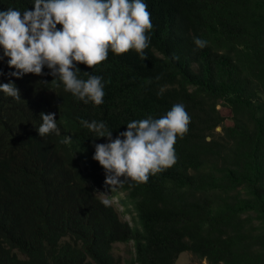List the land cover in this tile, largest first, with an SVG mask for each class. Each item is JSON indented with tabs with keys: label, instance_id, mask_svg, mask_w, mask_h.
Wrapping results in <instances>:
<instances>
[{
	"label": "trees",
	"instance_id": "obj_1",
	"mask_svg": "<svg viewBox=\"0 0 264 264\" xmlns=\"http://www.w3.org/2000/svg\"><path fill=\"white\" fill-rule=\"evenodd\" d=\"M145 2V57L110 50L99 65L78 64L102 76L100 105L76 99L46 66L11 76L0 49V83L21 97L0 92V264H122L113 247L129 242L128 264H176L184 251L207 264H264V0ZM32 3L0 0V10ZM176 103L190 122L174 164L147 182L106 185L92 157L93 140H107L81 121H104L115 138ZM42 112L56 113L58 132L38 134ZM100 191L118 197L132 224Z\"/></svg>",
	"mask_w": 264,
	"mask_h": 264
},
{
	"label": "clouds",
	"instance_id": "obj_2",
	"mask_svg": "<svg viewBox=\"0 0 264 264\" xmlns=\"http://www.w3.org/2000/svg\"><path fill=\"white\" fill-rule=\"evenodd\" d=\"M33 8L0 10V49L11 76L22 78L32 73H47L62 83L64 90L88 104H102L104 82L100 75L81 71L79 63L92 68L105 61L111 50L123 54L135 50L145 57L153 24L145 0H33ZM61 27H57V25ZM197 48L207 41L194 37ZM178 58V57H177ZM84 72L85 78L78 73ZM0 92L19 99L15 83H0ZM42 123L36 128L40 136L58 132L56 113H40ZM190 116L182 103L174 104L159 118L131 120L126 130L113 138L104 121L81 123L107 142L93 140V159L102 166L105 184L113 187L131 179L147 182L170 167L176 160L175 143L188 131ZM67 139H71L68 137ZM105 205L109 201H103Z\"/></svg>",
	"mask_w": 264,
	"mask_h": 264
},
{
	"label": "rangeland",
	"instance_id": "obj_3",
	"mask_svg": "<svg viewBox=\"0 0 264 264\" xmlns=\"http://www.w3.org/2000/svg\"><path fill=\"white\" fill-rule=\"evenodd\" d=\"M219 110L221 111L222 115L224 116L225 120L224 123L226 125H231V111L228 107L223 105H218ZM217 131L220 130V127L216 128ZM77 146V145H76ZM75 155V154H74ZM108 193H104L102 191L99 192V195L103 198L109 199L112 203L115 204L119 211V215L122 219L129 221L132 224L131 214L124 213L122 205L118 202L117 196L109 197ZM119 196H124L123 192H119ZM113 253L120 257L122 264H128L132 256V244L129 243H115L113 247ZM176 264H207V261L204 259H199L194 254L189 251L182 252L176 260Z\"/></svg>",
	"mask_w": 264,
	"mask_h": 264
},
{
	"label": "water",
	"instance_id": "obj_4",
	"mask_svg": "<svg viewBox=\"0 0 264 264\" xmlns=\"http://www.w3.org/2000/svg\"><path fill=\"white\" fill-rule=\"evenodd\" d=\"M209 138V137H208Z\"/></svg>",
	"mask_w": 264,
	"mask_h": 264
}]
</instances>
